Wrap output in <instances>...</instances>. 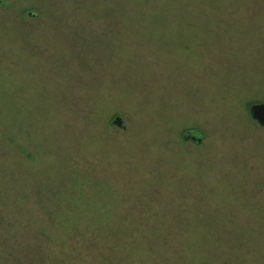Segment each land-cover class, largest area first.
<instances>
[{
    "label": "rangeland",
    "instance_id": "obj_1",
    "mask_svg": "<svg viewBox=\"0 0 264 264\" xmlns=\"http://www.w3.org/2000/svg\"><path fill=\"white\" fill-rule=\"evenodd\" d=\"M0 1V264H264V0Z\"/></svg>",
    "mask_w": 264,
    "mask_h": 264
},
{
    "label": "water",
    "instance_id": "obj_2",
    "mask_svg": "<svg viewBox=\"0 0 264 264\" xmlns=\"http://www.w3.org/2000/svg\"><path fill=\"white\" fill-rule=\"evenodd\" d=\"M1 2V1H0ZM249 113L251 118L256 121L260 126H264V103H254L249 107ZM112 123L121 129L125 128L124 121L122 117L116 116L113 120ZM184 140H190L194 142L196 145H202L203 142V134L197 131L192 132V131H187L183 135Z\"/></svg>",
    "mask_w": 264,
    "mask_h": 264
},
{
    "label": "trees",
    "instance_id": "obj_3",
    "mask_svg": "<svg viewBox=\"0 0 264 264\" xmlns=\"http://www.w3.org/2000/svg\"><path fill=\"white\" fill-rule=\"evenodd\" d=\"M250 107V106H249ZM192 132H196L197 133V130H191ZM200 133V132H199Z\"/></svg>",
    "mask_w": 264,
    "mask_h": 264
}]
</instances>
